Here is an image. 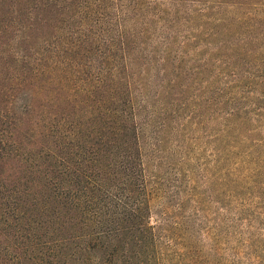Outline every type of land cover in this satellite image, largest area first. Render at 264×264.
Returning <instances> with one entry per match:
<instances>
[{
    "label": "trees",
    "instance_id": "1",
    "mask_svg": "<svg viewBox=\"0 0 264 264\" xmlns=\"http://www.w3.org/2000/svg\"><path fill=\"white\" fill-rule=\"evenodd\" d=\"M248 3L0 0V203L15 264H162L146 130L171 128L199 87L264 83L252 48L264 14L220 12ZM232 100L205 102L232 120Z\"/></svg>",
    "mask_w": 264,
    "mask_h": 264
},
{
    "label": "rangeland",
    "instance_id": "2",
    "mask_svg": "<svg viewBox=\"0 0 264 264\" xmlns=\"http://www.w3.org/2000/svg\"><path fill=\"white\" fill-rule=\"evenodd\" d=\"M248 1L255 6L223 5L220 12L233 17L249 10L264 14L257 5L260 0ZM261 45L262 36L252 48L264 54ZM189 50L191 55L193 49ZM247 66L258 74L254 59ZM251 80L244 88L229 90L222 79L219 85L228 92L225 95L194 89L188 109L171 128L156 134L146 130L143 161L150 221L162 264H264V83ZM208 95L217 102L232 98L227 108H237L241 116L227 119L219 103L208 106ZM226 123L232 125L227 128ZM3 203L0 264H15L8 208Z\"/></svg>",
    "mask_w": 264,
    "mask_h": 264
}]
</instances>
